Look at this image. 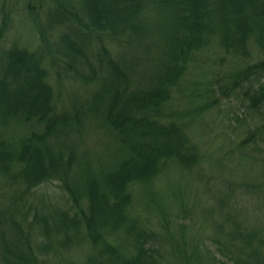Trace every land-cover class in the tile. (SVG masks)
<instances>
[{"label": "trees", "instance_id": "obj_1", "mask_svg": "<svg viewBox=\"0 0 264 264\" xmlns=\"http://www.w3.org/2000/svg\"><path fill=\"white\" fill-rule=\"evenodd\" d=\"M27 7L39 17L36 5ZM0 9V264H44L40 255L60 235L65 242L72 239V231L79 244L89 243L82 264H264V212L245 204L246 192H264V160L256 176L243 183L221 179L226 186L218 190L215 205L205 207L195 199L194 209L213 216L215 231L208 240L205 232L190 240L184 225L180 237L167 229L173 247L165 254L160 234L132 210L133 183L152 187L174 162L189 171L202 165L190 129L202 121L204 134L219 123L196 118L218 101L217 92L214 87L203 91L204 82L190 79L186 94L182 80L203 48L234 56L224 94L236 95L259 117L234 150L257 135L264 139V0H78V5L49 0L40 9L53 29L68 26L58 50L64 66L75 68L93 87L87 101L73 100L63 109L46 66L62 57L52 55L49 42L37 51L17 42L4 46L10 18L4 2ZM93 38L97 65L89 56ZM110 41L145 42L149 63L142 70L135 67L139 58L128 64L115 56ZM178 92L192 105L168 109L171 101H181ZM90 125L107 132L108 152L95 162L78 158L67 142ZM17 126L21 132L15 136L11 131ZM219 158L217 167L212 164L206 173L201 167L198 173L208 190L204 179L224 177L234 168ZM234 170L238 174L240 168ZM52 180L63 192L59 199L41 190ZM191 188V197L208 191ZM153 194L148 205L166 214L167 203ZM181 210L187 212L186 202Z\"/></svg>", "mask_w": 264, "mask_h": 264}, {"label": "rangeland", "instance_id": "obj_2", "mask_svg": "<svg viewBox=\"0 0 264 264\" xmlns=\"http://www.w3.org/2000/svg\"><path fill=\"white\" fill-rule=\"evenodd\" d=\"M3 2L6 8H8L6 14L10 18V28L4 37V46H10L17 42L21 46L37 51L42 50L43 46L46 47L47 42H49L53 50L52 55L62 57V61H58L55 64L46 62V66L50 72L49 80L58 92L56 101L59 103V108H67L73 100H78V102L87 101L86 99H89L93 93L92 84H84L82 79L76 75L77 70L75 68L64 66L66 62L65 57L63 54L62 56L58 53L60 49V34L62 36L64 32H67L68 26L58 24L56 28L60 30H54L50 18L46 17L40 9V5L45 8L46 2H49V0H0V7ZM28 2L36 5L39 17H36V14L28 9ZM73 2L78 5V0H73ZM3 14L4 12L0 9V18ZM81 26L82 24L78 25V27ZM43 31L46 34L45 37L42 35ZM95 41H97L96 38H93L92 45L95 46V49L91 45L89 56L97 65L98 60L94 58V53L97 51ZM146 45L143 41L138 42L137 46L135 44H119L116 41H110V46L116 57L127 62L128 60L135 61L136 58H139L140 63L138 66L137 64L135 65L139 70H142L145 64L149 63V61H145L147 55ZM210 50L209 48H203L199 51L194 59L195 62L191 64L190 69L185 73L182 80V83L185 84L186 94L190 90L187 84H193L190 82V79L198 80V83L204 82L205 87L202 88L201 86L203 91L206 88L208 90L214 87L217 92L218 101L209 111L202 112L200 115L197 112L196 118L214 122L216 120L219 123L213 124L204 134L201 130L202 121L197 122L192 126V130L190 129V136L192 141L197 144L202 165L199 164L197 169L191 168L194 170L189 171L187 168H182L174 162L169 167H165L160 174L161 176H159L157 182L152 187L143 186L141 183L132 184V210L134 214H140L148 218L145 222L148 224L151 223V227L160 234L158 241L161 244V250L165 254H171L172 251H169V249L173 247L170 243L172 238L169 236L166 237L167 229L168 231H172L171 233L173 235L180 237L181 225H184L185 235L190 240V236L203 234L204 232L205 239L208 240V237L212 236V233L215 231L212 227L213 216L210 214L211 216L209 218V213L206 212L204 215V212L202 213L200 209L201 207L194 209L193 204L199 200L198 202H201L202 206L205 207L215 205L216 198H218V190L226 186L221 179H229L228 181L243 183L256 176L260 171L258 163L264 160V158H261L264 156V152H262L264 151V139L259 138L258 135L256 140L252 141L248 146H239L240 148L238 150H234L238 147V142L245 138V128L248 126L254 129L255 125L258 124L259 117L253 110L247 111L242 105L241 99L236 95L231 94L230 96H226L224 94L222 86L226 83L230 71H233L235 66L234 56L230 57L222 50H215L214 52ZM58 70H61V72ZM185 93H176V98H181V101H171L168 104V109L174 110L175 108L184 109L190 107L192 102ZM191 117L193 116L191 115ZM243 117H245L246 123L239 120L244 119ZM188 121L190 120L188 119ZM87 126L82 128L83 130L74 136L73 141L69 139L67 142L74 145L78 158L81 159V156H86V159L89 158L88 160L95 162L108 152L107 132L98 128L95 130L91 125L88 130L89 126ZM15 130V132L11 131V133L15 134V136L20 134V127H15ZM230 152V157L235 155V159L229 160L230 157L226 158ZM242 155L243 158H240ZM219 157H223L224 162L232 166V168L237 169L239 167L240 170L236 174L234 168L228 169L225 171L224 177L219 175L217 176L218 179H204L209 184L208 187H210V190H208L206 184L202 183V178L199 177L198 173L201 167L205 169V173L207 169L211 168L212 164L217 167L218 165L215 159L220 161ZM255 157H258L255 160L257 163L251 164ZM244 170H246L247 174H244ZM238 175L241 179H238ZM232 176L236 177V179H233ZM52 181L54 182L46 184L44 189L41 187V190L49 192L51 199L54 197L59 199L63 196V192L59 187V182L56 180ZM179 185L183 190L178 189ZM190 188L194 192H197V190L201 191L204 188L208 191L199 197H196L194 194L191 197ZM150 193H154L155 195L153 194V197H157L158 199L161 197L162 199L160 200L167 203L166 209L168 212L166 214H163L158 208L148 205ZM263 196V191L246 192L245 204L247 203V209L252 210V204H254L259 209L258 212H264ZM195 199L198 200L195 201ZM185 202L187 203V212L181 210V206ZM248 214L250 215L252 213ZM215 217L219 218L218 215ZM208 219L210 224L205 225L204 220ZM70 235L73 238L67 242H65L66 238L60 235L56 242L52 241V246L47 253L42 251L43 254L40 256L43 258L44 264H82L85 260V254L89 251V243L87 240H84L83 243L79 244V239L74 236L75 233L73 231L70 232ZM167 247H169L168 251L166 250ZM167 257L173 258L172 255H167Z\"/></svg>", "mask_w": 264, "mask_h": 264}]
</instances>
